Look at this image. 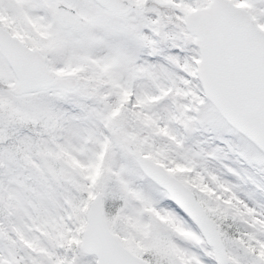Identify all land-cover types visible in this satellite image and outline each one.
I'll return each mask as SVG.
<instances>
[{
	"label": "snow or ice",
	"instance_id": "6c2138e0",
	"mask_svg": "<svg viewBox=\"0 0 264 264\" xmlns=\"http://www.w3.org/2000/svg\"><path fill=\"white\" fill-rule=\"evenodd\" d=\"M0 264H264V0H0Z\"/></svg>",
	"mask_w": 264,
	"mask_h": 264
}]
</instances>
